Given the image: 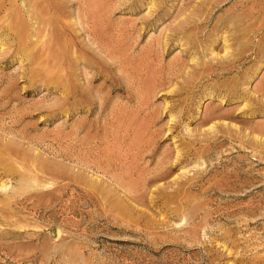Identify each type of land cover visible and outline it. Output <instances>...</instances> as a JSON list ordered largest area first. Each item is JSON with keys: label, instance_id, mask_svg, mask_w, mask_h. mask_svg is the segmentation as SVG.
I'll return each instance as SVG.
<instances>
[{"label": "rangeland", "instance_id": "obj_1", "mask_svg": "<svg viewBox=\"0 0 264 264\" xmlns=\"http://www.w3.org/2000/svg\"><path fill=\"white\" fill-rule=\"evenodd\" d=\"M205 1L0 0V264H264V0Z\"/></svg>", "mask_w": 264, "mask_h": 264}, {"label": "bare ground", "instance_id": "obj_2", "mask_svg": "<svg viewBox=\"0 0 264 264\" xmlns=\"http://www.w3.org/2000/svg\"><path fill=\"white\" fill-rule=\"evenodd\" d=\"M5 1V0H4ZM9 1V0H8ZM11 1V0H10ZM12 1H14V0H12ZM16 1V0H15ZM14 3V2H13ZM17 3V2H16ZM219 3V0H206L201 6H199L198 7V4H200V3H197V6L195 5L194 7H193V9H192V11H190V14H186L187 16L183 19V20H187L188 21V19L187 18H191V15H192V12L194 11V14L193 15H196V16H199V19L201 20V23H196L195 24V26H197V25H202V23L203 24H205V20L208 18L207 16L202 20L201 19V17L203 16V15H206V13H207V15H209V12H207L206 11V9L207 10H210L211 9V7H214L216 4H218ZM12 5V3L10 4V6ZM4 6V5H3ZM154 6V5H153ZM219 7V6H218ZM5 8V7H4ZM7 8V7H6ZM9 9V8H8ZM7 9V10H8ZM19 9V8H18ZM1 11H3V10H1L0 9V14H1ZM10 11V10H9ZM16 11V10H15ZM206 11V12H205ZM211 12V11H210ZM6 13H7V11H6ZM13 12H11V14H12ZM5 15H8V14H5ZM18 15V14H17ZM17 15L15 16L16 18H17ZM10 16H12V15H10ZM9 16V17H10ZM195 17V16H194ZM193 17V18H194ZM190 20V19H189ZM192 21V20H191ZM194 22H197V21H194ZM19 23V22H18ZM180 23V22H179ZM179 23H178V25H179ZM188 23H191L190 21L188 22ZM183 24V23H182ZM180 26H183V25H180ZM18 33H19V36L21 37V39L23 38V37H25V35H27L28 36V33L26 32V30H25V28L24 27H20L19 28V30L17 31ZM4 43V42H3ZM1 45H3V44H1ZM215 127V125H213V126H211L210 128H209V130L210 129H213ZM177 158H179V157H177ZM7 187V185H6V183H1L0 184V189H5Z\"/></svg>", "mask_w": 264, "mask_h": 264}]
</instances>
